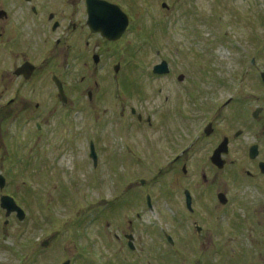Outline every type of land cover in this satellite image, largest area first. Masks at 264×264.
Segmentation results:
<instances>
[{
  "label": "rangeland",
  "instance_id": "1",
  "mask_svg": "<svg viewBox=\"0 0 264 264\" xmlns=\"http://www.w3.org/2000/svg\"><path fill=\"white\" fill-rule=\"evenodd\" d=\"M107 1L131 19L121 42L101 41L107 53L100 49L85 31L84 1L74 0L76 11L62 21L66 35L60 33L64 41L71 34L76 40L74 64L54 68L67 85L68 102L53 98L47 83L50 94L38 109L30 102L36 111L29 119L16 114L0 130V172L10 182L3 195L16 197L27 215L5 225L0 211V264H264V176L257 170L260 177H247V171L255 174L248 157L253 143L264 159V0ZM95 55H102V65H95ZM162 61L170 75L153 73ZM199 94L210 103L190 113L197 118L193 125H200L211 103L217 105L213 115L225 116L224 105L234 101L226 115L231 125L227 118L215 121L220 136L244 132L224 170L206 162L212 147L186 144L200 135L197 127L184 129V147L174 140L182 128L169 118L188 126L184 96ZM132 108L144 121L150 117L152 127L137 124ZM258 108L259 119H253ZM91 139H102L97 169L89 158ZM183 149L189 150L187 177L170 164ZM220 192L226 206L217 200ZM124 234L134 235V251Z\"/></svg>",
  "mask_w": 264,
  "mask_h": 264
},
{
  "label": "flooded vegetation",
  "instance_id": "2",
  "mask_svg": "<svg viewBox=\"0 0 264 264\" xmlns=\"http://www.w3.org/2000/svg\"><path fill=\"white\" fill-rule=\"evenodd\" d=\"M81 1H84L87 8L86 0ZM74 11H76L74 0H0V130H2V132V126L4 122L7 121L8 123V121L11 118L15 117L14 115L16 114L23 113V118L25 120H28L30 118L29 115L31 113V110L36 111V109L41 107L43 101H45L46 99V94H50L51 89L53 98H59V100H61L63 104H66L68 102L67 85L63 81L62 77L54 71V68L63 65H66L67 68L73 67L74 61L71 56H73L75 46L73 47L72 43L76 40L72 39L71 34L69 36L67 35V39L64 41L61 38L60 33L66 35V31L64 30L65 26L62 21H67L68 18L72 17ZM85 18L87 20V16H85ZM86 24L87 29L85 31L96 40L97 45H99L100 49H102L104 52L107 53V50L104 49L101 41L105 43L111 42L113 44H118L121 42V40L116 41L117 43L112 42L106 39L101 32H92L93 30L89 26L87 21ZM69 27L71 29H77L78 26L76 24H73L69 25ZM79 57L80 55H78L76 58ZM93 61L96 66L102 65L100 64L102 62V55H95L93 57ZM116 66L120 67L119 70H116ZM116 66L114 67V75L117 77L121 72L122 64L118 63ZM87 77L90 78L89 76ZM86 80V76L81 79L83 83ZM178 80L181 83L188 84V87L191 84V81L189 84V81L185 79V76L184 79L179 78ZM47 83L51 84L49 92H47ZM186 88L187 87L183 88V90L181 91V95H183V93L185 94ZM201 95L202 94H199L194 98L184 96V107L187 110L186 115L191 118V121L188 123L189 127L186 125H184L183 127L182 123L175 120V116V121L171 117L169 118V120H171L169 122L174 125L173 127L181 125V132L178 134V137L174 139L168 136L163 130H161L162 137L165 138L167 136L170 139H174L175 141L179 142V147H182L184 145V142H182L181 140L183 139V137H185L184 129L186 131H189L191 129H196L195 127H197V130L199 129L200 131V135L196 136L197 141L194 142V139H196L194 138L193 140L191 139L192 141L187 142L186 144L191 143L192 145L190 147L193 148L194 146L203 143V147H207L204 151L212 147V149H209V151L207 152L208 157L206 158V162L214 169L219 170V166H222L223 169H226L231 165L229 160L233 152L232 145L235 141H238L239 139L244 137V132L237 131L236 133H234V136L228 134L220 136L217 134L215 121L218 119L217 123H219L222 119L226 120V115L231 114L233 111L230 110V108L234 101L226 103L228 101L227 99L223 103H219H226V105H224L223 107V113L225 110H227V114L223 116L222 114L213 115L214 108L217 105L215 102H213L214 100H212L211 102L213 103H211V111H209L205 115L203 120H201L203 117H200V125H193L197 121V118L191 116L190 113L194 112V108L202 109L203 106H207L210 103L206 102L207 97L205 95L204 96L206 98L200 97ZM50 96L51 95H49V97ZM211 96H214V94H212ZM87 97L90 101L93 100V102L95 101L94 99H96L94 97L93 91L87 92ZM30 102L32 104H36H34L36 109H34V106ZM93 102L91 103L93 104ZM172 103L173 101L167 106V111L165 114L167 115L166 118L170 116L169 109H173ZM19 107L21 109H19ZM131 114L135 118L137 124H146L152 127L153 122L150 117H148L147 120L144 121L143 116L141 114H138V112L134 108L131 109ZM227 120L228 125L230 126L231 122L228 118ZM40 125H45V123L38 124V129ZM232 125L236 124L232 123ZM203 126H206L204 131L200 129ZM224 129L227 130L229 128L226 126ZM39 130H41V128ZM157 140L161 139L155 138L152 141L155 142ZM99 141H102V139L97 141L94 139L89 140V158L91 164L95 169H97L99 164L102 162L100 149L98 147ZM133 142L135 141L133 140ZM224 144L225 149L219 153V149L222 148ZM160 145L162 144L159 143V146ZM168 147H177V145H169ZM254 147H257V153L254 156L256 158H252L251 156V151ZM188 154L189 150L183 149L181 154L175 156L170 163L171 167L180 168L181 172H177L184 174V177H187L189 174ZM8 156L9 155L7 154L6 157ZM248 157L250 165L255 169V174L247 171V177L254 180L260 177L256 174V171L258 170L261 173V164L264 163L260 145L253 143L249 147ZM201 177L205 183L208 182V177L206 175H202ZM9 184L10 182L7 180L6 189ZM5 190H0V196L4 194ZM187 191L188 190H186L185 193ZM222 193L223 192H220L217 195V198ZM148 197L150 196L147 195V198ZM152 202L153 201L151 198V203ZM228 202L229 200L227 197V204ZM201 234H203V232H201L199 235ZM129 235L132 234H124V238L127 239ZM132 243H134V247L136 249L135 238L132 240Z\"/></svg>",
  "mask_w": 264,
  "mask_h": 264
},
{
  "label": "water",
  "instance_id": "3",
  "mask_svg": "<svg viewBox=\"0 0 264 264\" xmlns=\"http://www.w3.org/2000/svg\"><path fill=\"white\" fill-rule=\"evenodd\" d=\"M89 7L91 8L90 12V25L94 30H100L103 32L104 36H106L110 40H119L129 25V18L128 16L122 12V10L115 5H110L106 2L100 0H88ZM164 7H167L164 5ZM109 11V13H108ZM118 70V68H117ZM155 74L164 75L169 73L168 64L166 62L157 65L154 69ZM262 79L264 81V73L262 74ZM257 111L254 114L255 118H258ZM225 149V144L222 148L219 149V153ZM257 147H254L251 151V156L254 157L256 155ZM223 168L222 166H219ZM261 169L264 173V164H262ZM0 184L1 187L4 188L5 186V179L0 176ZM187 196V203L188 208L192 211V199L189 192L186 193ZM219 199L222 204H227V199L224 195H220ZM2 208L7 210V216H10L12 213H17L18 218L23 221L25 218V213L21 208H19L15 202V200L11 197H4L2 199ZM133 239V237H131ZM169 241L172 243L171 238ZM132 248L133 245L130 244ZM65 264H70V262H66Z\"/></svg>",
  "mask_w": 264,
  "mask_h": 264
},
{
  "label": "bare ground",
  "instance_id": "4",
  "mask_svg": "<svg viewBox=\"0 0 264 264\" xmlns=\"http://www.w3.org/2000/svg\"><path fill=\"white\" fill-rule=\"evenodd\" d=\"M226 60V59H225ZM230 59H228V61H229Z\"/></svg>",
  "mask_w": 264,
  "mask_h": 264
}]
</instances>
